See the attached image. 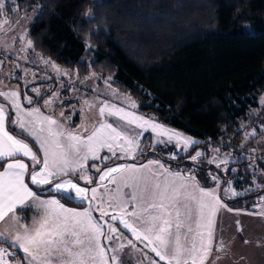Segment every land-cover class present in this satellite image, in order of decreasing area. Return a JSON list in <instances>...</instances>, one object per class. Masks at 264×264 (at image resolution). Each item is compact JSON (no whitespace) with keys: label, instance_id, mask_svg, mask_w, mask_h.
I'll list each match as a JSON object with an SVG mask.
<instances>
[{"label":"snow or ice","instance_id":"6c2138e0","mask_svg":"<svg viewBox=\"0 0 264 264\" xmlns=\"http://www.w3.org/2000/svg\"><path fill=\"white\" fill-rule=\"evenodd\" d=\"M35 11L43 14L46 9L39 5ZM85 16L92 18L94 13L89 10ZM9 23L6 0H0V31ZM27 36L25 31L19 37L24 45L20 52L25 53L19 59L26 61L29 49L34 52L33 42ZM92 47L86 40V51ZM11 50L7 46V51ZM36 55L37 60L30 63L42 65L43 75L37 76L20 64H13L5 78H13L12 72L19 69L24 74L16 78L24 82L26 89L37 80L55 79L58 88L29 89L36 97L51 92L42 105L28 90L21 99L19 86L6 85L0 79V242H7L10 248H18L24 254L23 260L17 262L15 252L0 247V264H126L121 258L126 247L143 252L134 241L158 258L143 253L149 264H206L214 246L212 216L219 208L227 207L222 196L236 198L253 188L264 190V185L255 183L256 150H247L249 154L243 157L249 161L247 167L253 170V186L243 191H237L232 180H222L211 171L208 175L215 187L206 188L196 180L195 170L184 175L183 171H172L160 159L137 163L138 158L146 155L142 143L146 132L154 134V142L148 145L153 152L157 145L165 148L173 145L177 149L167 157L171 160L202 142L167 127L155 117L130 111L129 108L137 109L136 101L130 95L121 96L118 89L111 87L112 76L104 80L106 87L101 94L81 101L87 109H97L101 119L90 127L85 119L75 129L70 128L71 116L54 110L57 104L63 107L60 90L74 86L77 81L84 84L99 77L90 72L80 79L78 70L70 72L51 58ZM6 60L5 56L0 65ZM63 78H68V82ZM93 91L97 90L93 88ZM102 96L122 100L127 107ZM260 102L264 105V98ZM107 117L115 119L108 122ZM244 128L241 124L240 129ZM260 128L264 131V124ZM256 134L255 128L245 131L238 147L243 149L245 142ZM210 150L212 156L208 159L199 148L188 158L196 164H214L225 174L237 171L229 166L241 157L231 151L222 153L219 147ZM129 160L132 162L128 163ZM93 171L96 177L89 174ZM260 174L264 176V170ZM221 184L227 185L222 193ZM30 185L63 195L43 198ZM258 199L261 203L255 207L264 208V195ZM62 200L78 201L86 206L69 208ZM31 209L36 210L32 225L22 224L26 217L18 213ZM125 231L133 239H128ZM223 247L220 241L215 246L216 252ZM220 258L216 256L213 264Z\"/></svg>","mask_w":264,"mask_h":264},{"label":"trees","instance_id":"16d2710c","mask_svg":"<svg viewBox=\"0 0 264 264\" xmlns=\"http://www.w3.org/2000/svg\"><path fill=\"white\" fill-rule=\"evenodd\" d=\"M15 1L19 13L39 5L46 9L36 12L28 26L36 52L78 70V75L112 76V86L138 101L137 112L152 114L202 142L174 160L159 148L153 152L145 147L146 155L137 163L156 157L185 173L192 168L203 186L215 185L208 175L211 170L222 180L236 178L237 187L250 181L253 170L243 156L251 140L243 149L238 145L244 140L240 124L257 110L264 92V0ZM89 10L92 18L85 16ZM86 40L93 45L87 51ZM208 141L241 157L229 166L236 172L225 174L213 164L189 160L197 147L208 154ZM30 186L41 195L52 194ZM259 192L264 190L222 200L233 208L253 210L250 201ZM18 214L25 222L31 217L30 210Z\"/></svg>","mask_w":264,"mask_h":264},{"label":"rangeland","instance_id":"374dc122","mask_svg":"<svg viewBox=\"0 0 264 264\" xmlns=\"http://www.w3.org/2000/svg\"><path fill=\"white\" fill-rule=\"evenodd\" d=\"M6 9L9 11L11 23L4 25L3 26L4 30L0 31V60H3L5 58V56L7 57L6 62L4 64L0 65V79H2L4 81V84L19 86L22 94L25 90H28V94L33 96L34 99L37 100L39 97H36L35 94H33L29 89L31 87H35V86H39L41 88H47L49 86H51L53 88H58L59 84L56 82L55 79H53L52 81L37 80L34 83L29 84L27 89H26L24 82L16 78V77H20L24 74L19 69H16L14 72H12L13 78H11V79L5 78V74H8L10 71H12L13 64H20L23 68H26V69L30 70L31 72L37 73V76H41L44 74L43 71H41V69L43 67L42 65L30 63V61L37 60L36 53H38V52H36L35 50L33 52L32 49H29V51L27 53V55H28L27 61L19 59L20 56L25 55V53L20 52V49L24 45H23V43L19 37L22 33H24L25 31H28V26L31 23L34 15L36 14V11H35L36 8H34L30 11H27L25 13H19L16 1L15 0H6ZM12 9H16V11H11ZM13 37H16V39L13 40L12 39ZM27 38H28V36H27ZM7 46L11 47V49H12L11 52L7 51ZM69 71L74 72L71 70H69ZM48 74L53 75L51 72H49ZM88 75L89 74L79 75V78L83 79L84 77H86ZM97 76L99 78L89 79L84 84H80L77 81L74 86H70L69 88H67L66 94H63V93H65L66 89L60 90L61 100L64 102L63 107H61L59 104H57L54 110L57 114H59V112H61V111H64L66 116H68V115L71 116V123H70L69 127L72 129L75 128L77 125H81V123L85 119H87L89 127L91 126L92 122L99 121L101 119V117H99V115H98L97 109L89 110L81 103V101L83 99H85V98L91 99L92 97H94L98 94H101L103 89H105L106 86L104 84V80L107 78H103L102 76L100 77L99 75H97ZM63 79H64L65 83L68 82V78H63ZM72 87L75 88V91L71 90ZM111 87L113 89H117L112 85H111ZM93 88H95L97 91H93ZM119 94L121 96L130 95V94L123 92V91H119ZM50 95H51V92L45 93L43 95L44 98L42 99L41 103L43 104L44 100L47 99ZM130 96L133 100L136 101V103L138 105V101L132 95H130ZM102 98L111 99L113 103H117L122 107H127L126 102H123L122 100H118V99L108 97V96H102ZM261 98H264V92L258 98V104L259 105L257 107V110L250 113L248 119L246 121H242L241 124L245 125V128L242 129L243 132L249 131L252 128L256 129L257 134H256V136L250 138L251 145L246 146V149L247 150H251V149L256 150L254 153V156L257 157L256 162H255L256 163L255 173L257 175L259 174V177L255 176L256 177L255 183L260 184V185H264V176L260 177L261 170H264V159H260V158H264V131H261V128H260V125L264 124V105H262L260 102ZM21 99H23V98L21 97ZM82 108L84 110L80 111V109H82ZM129 110L130 111H136V109L133 110L130 108H129ZM138 114L144 115L145 117H154V115H152V114L147 115V114H142L139 112H138ZM114 119H115L114 117H107L108 122H112ZM167 127L171 128V129H175V128H172L170 126H167ZM175 130L185 134L186 136H190V135H188V134H186V133H184L178 129H175ZM153 136H154V134L151 132H146L144 134V138H142L143 139L142 143H143L144 147L151 149L150 147H148V145H150L154 142ZM190 137H192V136H190ZM250 140H248L247 143L248 142L250 143ZM208 142H210V141H208ZM207 145H208V148H207L208 154H207L205 149L197 147V148L202 149L206 152L207 155H206L205 159H208L212 156V152L210 150L211 148L218 147L214 142L211 144H207ZM156 148L160 149V152L164 155V157H168L171 153L177 151V149L173 145H168V146H166V148L164 146L157 145ZM195 150L193 151L192 154H194ZM220 150L222 153H226V152L231 151V150H224L222 148H220ZM182 153H184V152H180L179 154H182ZM246 154L247 155L249 154L248 151L246 152ZM155 158L156 157H151L148 159H155ZM145 161L146 160H144L143 162H145ZM91 163L92 162L90 161L89 166ZM128 163H131V162H128ZM140 163H142V162H140ZM204 163H206V162H201L200 164L203 165ZM108 166H111V165H108ZM172 168H173L172 169L173 171H182L179 169H174V167H172ZM233 168H235V167H233ZM191 170H193V169L191 168L190 171ZM211 172L213 173L214 171L211 170ZM183 173H185V172H183ZM188 173H186L185 175H187ZM89 174L92 175L93 177L97 176V174L94 171L90 172ZM228 180H232V182H233L232 186L237 191H243L244 189H248V188L253 186V175L251 176L250 181H248V183H246V182L239 183L240 187H237L235 185L236 178H230ZM81 186H84L83 182H81ZM211 186H215V185H211ZM224 187H227V185L226 184L222 185L221 193H222V190ZM254 190H255V188H253L252 191H254ZM51 195H54V194H51ZM262 195H264V193L260 194V192H259V194L256 195L255 199L250 201L251 203L249 206L253 207L252 208L253 210H264V208L255 207V205H258L261 203L258 198ZM64 204L66 205V207H69V208H81V207L86 206V205L72 206V205H69L66 203H64ZM193 208H195L194 204H193ZM30 211H31V215H32V213L35 211V209H31ZM235 213H236V211H234V214ZM256 213H258V211ZM94 215L98 216L99 214L94 213ZM35 216H36V214H35ZM35 216L32 218V222H33V219L35 218ZM233 220H234V223H238L239 217L234 218V216H233ZM26 225L31 226L32 223L26 224ZM192 226L195 227L194 224ZM117 227H120V226L117 225ZM250 231H253V232L256 231V233L254 235H252L251 238L248 236ZM241 234H242L241 236L239 234L240 237H234L233 236L229 240L222 241L223 245L225 247V248H223L222 253L216 252L215 255L210 256L208 260H210L213 263V260L215 259L216 256H221V254H224L225 258L222 260L221 259L216 260L215 263L223 264L225 262V264H264V228H263V226H258V225H254L251 227L248 226L243 232H241ZM125 236L128 239H133L131 237V235L129 233H127L126 231H125ZM124 243H126V241ZM134 243H136L137 249H143V252L138 251L136 249H132L130 246L126 247L124 249L125 254L121 257L123 260L126 261V264H149V260L143 254L145 252L148 254V257H151L152 259L158 260V258L155 257V254L152 253L150 251V249L143 248V244H141L138 241H134ZM215 243H217V241ZM0 247L8 248L10 252H15L17 262L23 260L24 254L20 249L14 248V247L10 248L7 242H0ZM212 253H214L213 249H212Z\"/></svg>","mask_w":264,"mask_h":264},{"label":"crops","instance_id":"0c3cea01","mask_svg":"<svg viewBox=\"0 0 264 264\" xmlns=\"http://www.w3.org/2000/svg\"><path fill=\"white\" fill-rule=\"evenodd\" d=\"M6 85H8V84H6ZM11 86H14V85H11ZM43 98H44V96L39 97L37 99L38 103L41 105H42L41 102H42ZM25 106L27 107L28 105L25 104ZM73 129H75V128H73ZM25 162L28 163L27 159L25 160ZM161 162L163 163L162 160H161ZM164 165L166 166V164H164ZM166 167H168V166H166ZM185 174L186 173H184V175ZM107 187H112V186L107 185ZM194 187L195 186L192 185L193 189H194ZM204 187L213 188L215 186H209V187L204 186ZM41 196L43 198H47L49 195H41ZM223 203L226 204L227 207L226 208H223V207L219 208L215 212V214L212 216V221H213L212 228L214 230V240H213L214 253H212V255H215V253H216L215 246L217 243H219L220 241L229 240L233 236L234 237H240L242 235L241 232H243L248 226L251 227L254 225H258V226H263V228H264V214H261V213H264V210H249V209H242V208H233L232 206L228 205L225 201H223ZM229 209H231V210H229ZM234 211H236L235 214H234ZM257 211H258V213H256ZM35 214H36V210L32 213L28 222L21 220V223L22 224H31L32 218L35 216ZM18 215H20V214H18ZM233 216H234V218L239 217L238 223H234ZM201 223L203 224L205 222L201 221ZM255 233H256V231L255 232L250 231L248 236L251 238V236L254 235ZM239 234H240V236H239ZM216 241H217V243H215ZM223 248H225V247H223ZM220 253H222V251H220ZM220 257H221L220 258L221 260L225 258L224 254H221ZM206 264H213V263L210 260H208V261H206ZM215 264H218V263H215ZM223 264H225V262Z\"/></svg>","mask_w":264,"mask_h":264}]
</instances>
